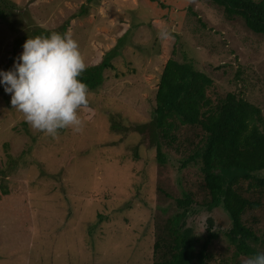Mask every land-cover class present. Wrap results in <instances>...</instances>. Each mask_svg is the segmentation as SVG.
<instances>
[{"label": "rangeland", "instance_id": "1", "mask_svg": "<svg viewBox=\"0 0 264 264\" xmlns=\"http://www.w3.org/2000/svg\"><path fill=\"white\" fill-rule=\"evenodd\" d=\"M3 1L0 70L12 67L27 38L52 32L71 34L85 69L106 58L112 68L77 109L80 129L67 126L55 137L32 129L0 87V264H151V197L157 186L178 196L195 175L181 172L178 188L171 164L179 158L166 152L171 164L159 167L129 128L151 121L169 58L210 77L211 99L241 91L264 117V37L208 0ZM162 30L168 38L158 36ZM114 120L128 131H110ZM33 197L48 201L34 205ZM258 215L263 234L264 208ZM207 217L214 230L228 226L220 210H200L187 227L200 235ZM213 250V264H233L224 243Z\"/></svg>", "mask_w": 264, "mask_h": 264}, {"label": "trees", "instance_id": "2", "mask_svg": "<svg viewBox=\"0 0 264 264\" xmlns=\"http://www.w3.org/2000/svg\"><path fill=\"white\" fill-rule=\"evenodd\" d=\"M208 1L227 20L240 18L249 32L264 37V0ZM1 3L5 2L0 0V7ZM4 16L0 8V18ZM111 68L106 58L84 69L78 79L88 91H96L102 72ZM212 85V79L191 62L167 59L156 84L151 121L129 128L154 150L159 167L171 164L166 152L179 158L177 167L171 164L177 187L181 172L192 169L195 175L194 180H187V191L178 196L157 186L151 197L155 212L151 264H213L216 243L232 249L233 264H243V259L264 252V233L259 227L263 221L258 218L264 208V177L260 175L264 170V117L241 91L211 99ZM109 129L128 131L115 120ZM129 188L138 192L134 184ZM200 210L208 214L220 210L228 226L214 230L212 218L207 217L204 232L196 235L187 220Z\"/></svg>", "mask_w": 264, "mask_h": 264}, {"label": "clouds", "instance_id": "3", "mask_svg": "<svg viewBox=\"0 0 264 264\" xmlns=\"http://www.w3.org/2000/svg\"><path fill=\"white\" fill-rule=\"evenodd\" d=\"M168 35L158 33L161 39ZM85 67L69 32L33 36L24 41L12 67L0 70V87L32 129L55 137L58 129L81 127L77 109L87 105L88 89L78 77ZM244 264H264V252L248 257Z\"/></svg>", "mask_w": 264, "mask_h": 264}, {"label": "crops", "instance_id": "4", "mask_svg": "<svg viewBox=\"0 0 264 264\" xmlns=\"http://www.w3.org/2000/svg\"><path fill=\"white\" fill-rule=\"evenodd\" d=\"M30 196H31V195H30ZM31 198H32V196H31ZM33 199H34V201H36V202L39 201V200H43L42 198H34V197H33ZM43 201H48V200L45 199V200H43ZM42 203H43V202H42ZM44 204H45V203H44ZM41 205H42V204H41ZM33 233H34V234H37L36 230H34Z\"/></svg>", "mask_w": 264, "mask_h": 264}]
</instances>
